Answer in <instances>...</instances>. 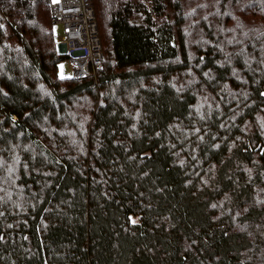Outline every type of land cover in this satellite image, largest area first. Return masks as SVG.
<instances>
[{
	"label": "trees",
	"instance_id": "16d2710c",
	"mask_svg": "<svg viewBox=\"0 0 264 264\" xmlns=\"http://www.w3.org/2000/svg\"><path fill=\"white\" fill-rule=\"evenodd\" d=\"M95 17L62 78L44 0H0V264H264V0Z\"/></svg>",
	"mask_w": 264,
	"mask_h": 264
},
{
	"label": "built area",
	"instance_id": "2783aa9c",
	"mask_svg": "<svg viewBox=\"0 0 264 264\" xmlns=\"http://www.w3.org/2000/svg\"><path fill=\"white\" fill-rule=\"evenodd\" d=\"M97 0H44L59 51L73 67L70 79L95 77L103 54L95 17Z\"/></svg>",
	"mask_w": 264,
	"mask_h": 264
},
{
	"label": "rangeland",
	"instance_id": "374dc122",
	"mask_svg": "<svg viewBox=\"0 0 264 264\" xmlns=\"http://www.w3.org/2000/svg\"><path fill=\"white\" fill-rule=\"evenodd\" d=\"M72 70L73 67L67 59L62 61L58 66V74L62 78H70Z\"/></svg>",
	"mask_w": 264,
	"mask_h": 264
}]
</instances>
